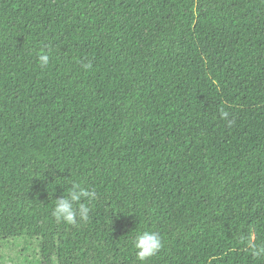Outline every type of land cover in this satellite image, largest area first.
Wrapping results in <instances>:
<instances>
[{"label":"trees","instance_id":"trees-1","mask_svg":"<svg viewBox=\"0 0 264 264\" xmlns=\"http://www.w3.org/2000/svg\"><path fill=\"white\" fill-rule=\"evenodd\" d=\"M72 183L96 196L68 225ZM250 229L264 244V0H0V241L141 264L156 231L143 264H264Z\"/></svg>","mask_w":264,"mask_h":264},{"label":"clouds","instance_id":"clouds-1","mask_svg":"<svg viewBox=\"0 0 264 264\" xmlns=\"http://www.w3.org/2000/svg\"><path fill=\"white\" fill-rule=\"evenodd\" d=\"M37 56L41 68L49 65V53L41 49L40 52L37 53ZM85 67L88 68L90 65H85ZM221 116L226 118L228 113L222 111ZM95 196L96 193L94 191L85 189L80 184L72 183L67 196L55 200V207L52 211V215L56 220H62L68 225L75 224L77 217H79L81 221H87L89 219L88 214L90 208L87 203L81 202V200H93ZM256 239V233L250 229L247 235L242 234L239 237V242L251 251L253 257L259 258L264 256V244H257ZM133 245L137 260L143 264L146 259L154 256L162 249L163 239L156 231H142L135 234ZM213 259H215V257H210L208 264H211Z\"/></svg>","mask_w":264,"mask_h":264},{"label":"rangeland","instance_id":"rangeland-1","mask_svg":"<svg viewBox=\"0 0 264 264\" xmlns=\"http://www.w3.org/2000/svg\"><path fill=\"white\" fill-rule=\"evenodd\" d=\"M38 242L18 238L0 241V264H38Z\"/></svg>","mask_w":264,"mask_h":264}]
</instances>
